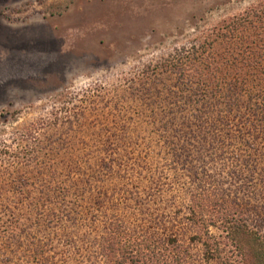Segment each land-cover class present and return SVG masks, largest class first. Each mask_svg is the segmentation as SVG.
Segmentation results:
<instances>
[{
	"label": "rangeland",
	"instance_id": "374dc122",
	"mask_svg": "<svg viewBox=\"0 0 264 264\" xmlns=\"http://www.w3.org/2000/svg\"><path fill=\"white\" fill-rule=\"evenodd\" d=\"M259 1L0 0V264H101L110 217L175 223L186 177L157 139L195 108L160 69Z\"/></svg>",
	"mask_w": 264,
	"mask_h": 264
},
{
	"label": "trees",
	"instance_id": "16d2710c",
	"mask_svg": "<svg viewBox=\"0 0 264 264\" xmlns=\"http://www.w3.org/2000/svg\"><path fill=\"white\" fill-rule=\"evenodd\" d=\"M160 70L174 73V92L195 108L168 118L170 133L157 139L183 169L186 184L175 190L185 200L175 204L176 225L110 217L101 264H264V0L178 48Z\"/></svg>",
	"mask_w": 264,
	"mask_h": 264
}]
</instances>
